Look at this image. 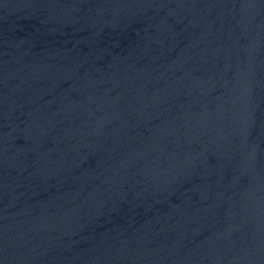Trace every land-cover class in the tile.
<instances>
[{
    "label": "water",
    "instance_id": "95a60500",
    "mask_svg": "<svg viewBox=\"0 0 264 264\" xmlns=\"http://www.w3.org/2000/svg\"><path fill=\"white\" fill-rule=\"evenodd\" d=\"M0 264H264V0H0Z\"/></svg>",
    "mask_w": 264,
    "mask_h": 264
}]
</instances>
